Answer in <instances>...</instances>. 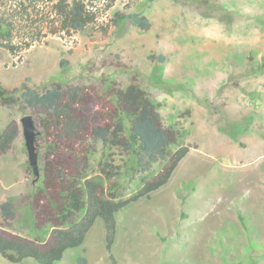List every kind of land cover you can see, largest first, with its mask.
Returning a JSON list of instances; mask_svg holds the SVG:
<instances>
[{
    "label": "rangeland",
    "instance_id": "1",
    "mask_svg": "<svg viewBox=\"0 0 264 264\" xmlns=\"http://www.w3.org/2000/svg\"><path fill=\"white\" fill-rule=\"evenodd\" d=\"M20 1L0 0V12L17 9ZM36 1L39 11L49 6L47 0ZM92 3L95 22L70 34L49 31L40 15L32 25L42 29L38 34L30 30L31 21L15 20L16 49L0 44V85L92 87L93 112L102 102H115L110 85L135 83L154 103L162 124L175 132L169 150H188L163 186L115 213L109 248L97 218L82 245L67 249L55 264H264V0ZM117 12L144 14L151 26L142 30L127 18L116 23ZM24 38L28 47L21 44ZM61 59L67 60L63 67ZM24 114L32 115L40 131L38 175L28 163L19 122ZM11 121L18 134L0 155V203L9 201L15 217L3 228L44 242L51 227H34L29 203L43 188L48 142L30 109L0 103V133ZM85 144L92 148L88 174L103 167L122 198L165 162L142 171L121 145L92 138ZM0 264L38 263H14L0 254Z\"/></svg>",
    "mask_w": 264,
    "mask_h": 264
},
{
    "label": "trees",
    "instance_id": "2",
    "mask_svg": "<svg viewBox=\"0 0 264 264\" xmlns=\"http://www.w3.org/2000/svg\"><path fill=\"white\" fill-rule=\"evenodd\" d=\"M92 1L47 0L49 6L42 12L36 0H21L17 9L0 12V44L10 51L16 49L12 43L15 20L31 21L33 34L42 33V29L32 27L34 17L39 15L44 27L53 33L81 31L97 18ZM124 18L142 30H149L151 26L148 17L140 13L117 12L114 22ZM22 42L23 47L30 45L27 38ZM159 59L162 61L163 56ZM66 63L67 60L61 59L60 66ZM108 92L115 102H102L96 111L90 112L92 87L53 83L39 90L24 81L20 87L9 90L0 85V103L5 106L19 103L30 109L48 142L43 188L34 193L29 206L36 229L51 227L48 237L39 243L7 231L3 227L14 220L15 211L9 201H2L0 254L6 260L19 263L32 259L38 264H55L67 249L82 245L97 218L104 223L109 248L114 239L115 213L163 186L187 152V147L169 150L175 142V132L162 124L154 103L138 85L131 83L125 88L110 85ZM17 134L18 126L9 122L0 133V155L11 147ZM87 138L121 145L137 158L142 171L156 162H165L135 193L122 198L117 184L110 179L111 174L103 167L98 171L100 174H88L92 148L85 144Z\"/></svg>",
    "mask_w": 264,
    "mask_h": 264
},
{
    "label": "water",
    "instance_id": "3",
    "mask_svg": "<svg viewBox=\"0 0 264 264\" xmlns=\"http://www.w3.org/2000/svg\"><path fill=\"white\" fill-rule=\"evenodd\" d=\"M22 134L25 141V147L28 155V163L35 175L39 173L38 153L36 150V138L40 131L36 127V123L31 114H24L19 119Z\"/></svg>",
    "mask_w": 264,
    "mask_h": 264
}]
</instances>
